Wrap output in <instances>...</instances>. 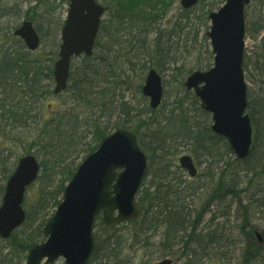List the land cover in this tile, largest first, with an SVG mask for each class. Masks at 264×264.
I'll use <instances>...</instances> for the list:
<instances>
[{
  "label": "trees",
  "instance_id": "obj_1",
  "mask_svg": "<svg viewBox=\"0 0 264 264\" xmlns=\"http://www.w3.org/2000/svg\"><path fill=\"white\" fill-rule=\"evenodd\" d=\"M139 1L143 4L146 1H157L159 4L166 2V0H112L111 4L114 9L101 23L93 55H83L73 59L70 82L66 91L70 92L75 104L82 106V110L68 116L42 118L43 124H41L42 127L34 143L41 146L38 148L39 155L43 158L40 165L41 170L43 168L46 171L43 174L40 173L36 183L31 186L38 188V191L34 192L30 209L26 207L29 201L28 197H25L26 219L22 226L15 229L9 238H0V264H12L13 261H16L14 264H22L28 252L44 240L43 227L52 215L46 212L52 204L57 206L60 203L67 182L79 166L75 159H68L66 154L73 142L81 137L79 135V129L83 126L81 116L85 120L100 121L99 114L104 116L108 113L114 114L116 108H120L124 117L122 118L119 114L118 120L109 127L98 126L99 129H96L94 135V145L86 144L88 146L85 145V148L80 151L84 153L83 158H85L97 149L107 134L115 129L130 128L136 131L139 134V142L148 155V171L139 191V201L143 212L135 222L117 227L104 225L99 215L95 221L96 246L87 264H122V251L127 240L132 237L133 242H138L142 234L153 233V230H157L162 224L165 227L162 231L161 245L167 247V251L162 252L163 256L174 255V245L184 242V237H189L193 242L197 241L203 245L202 247L212 246L213 249L216 246L223 247L221 245L223 241L229 240V236L220 232V225L217 228H211L205 234H196V230L191 229L194 227L195 212L185 202V196L182 194L187 190L186 183L174 169L176 155L180 152L181 144L191 145V151L197 160L204 158L210 162L215 161L218 163L217 167L223 163L226 164L227 158L234 155L228 140L212 132L211 116L202 109L195 94L184 90L187 94L193 95L194 104L198 105L194 108L184 107L186 102L182 97L176 99L174 106L170 109H167L166 105H161L157 109H152L150 106L142 109L132 108L128 102L123 101L122 90L126 82H118V79L125 73V64L122 63V59L126 55L123 54L125 48L118 36H123V30H126L123 27L124 22L128 16L133 15L135 10L139 9V4H137ZM155 6V4L150 5L152 9H155ZM34 9L26 12L28 18H34ZM106 10H110V5L106 7ZM139 10L138 12L142 13L144 18L155 14V10L148 11L147 8ZM189 11L191 10L186 12ZM260 18L261 21L256 28L250 29L247 16L246 31L253 39H257L264 31V16ZM56 23L59 35L63 20ZM36 29L38 32L41 31L38 20ZM20 43L18 51L3 48V53L0 55V176L3 179L0 181V204L6 182L17 163H11L9 160L7 152L10 151L11 137L8 135H12L20 127L26 129L31 119H37L39 114H32L33 104L31 102L36 95L42 97L44 94L42 91L45 88V86L38 85L40 79L38 80V73L34 70L37 62L29 57L30 51L26 49L21 39ZM257 55L256 66L263 76L261 82H264V36L261 51ZM244 63L245 69L248 67L247 55H245ZM159 68L163 67L159 65ZM47 70L48 72L44 74L46 79H53V68ZM141 87L140 84L138 89ZM255 94L254 91L248 89L247 113L253 127L251 154L243 162L236 160L235 165L242 166V171H238L233 165L236 171L230 178L231 180H226V173L219 178V188L225 190L226 196L239 197L244 191L238 188L240 177L238 172H264V93ZM194 104L192 102L190 105ZM145 116L147 118H144ZM26 154H32V149H28ZM46 175L50 178H58V182L54 185L53 182L48 183ZM148 177H150L149 182ZM182 185H184L183 189H181ZM257 193H262L261 199L264 198V189L255 190L251 197L255 198ZM248 221L245 218L243 224ZM138 222L140 232L136 231L131 236L127 235L126 233L129 232L127 228L129 229ZM255 231L256 229L249 228L245 230L248 250L244 253V264H259L258 260H262L264 240L253 243L252 238L256 236Z\"/></svg>",
  "mask_w": 264,
  "mask_h": 264
},
{
  "label": "rangeland",
  "instance_id": "obj_2",
  "mask_svg": "<svg viewBox=\"0 0 264 264\" xmlns=\"http://www.w3.org/2000/svg\"><path fill=\"white\" fill-rule=\"evenodd\" d=\"M111 1L100 0L106 7L110 5V10L106 11L104 18H107L114 9ZM224 1L203 0L190 9L189 12H186L187 10L182 7L181 0H166L164 4H159L157 1H146L144 4L141 1L137 2L139 9L155 10V14L150 16L151 19L150 17L144 18L143 14L138 12L140 11L138 9L135 10L133 15L128 16L126 20L124 19L123 27L126 30H123V36H118L125 48L123 54L126 55L122 59V63L125 64V73L118 79V82H126L122 90L123 101L128 102V105L132 108L142 109L149 106V98L142 94V87L148 70L155 68L163 78L164 98L162 106L166 105V108L170 109L174 106L175 100L180 97L184 98L186 102L184 107L194 108V106H198L194 104L193 95L190 94V96L184 91V82L189 72L197 69L205 70L213 64L211 44L207 36L211 26L208 14L210 11L221 7ZM151 4H155L156 8L152 9ZM33 9L35 16L30 19L27 17L26 12L28 13V10ZM67 10V0H0V55L3 53V48H9L10 50L12 48L13 51H18L21 46L20 38L16 37L13 31L24 20L33 21L35 26L38 20L41 25V31H39L41 45L37 50L30 51L29 57L37 62V67L35 66L34 70L38 73V80L40 79L38 85L45 86L42 91L44 94L42 97L36 95L31 102L33 104L32 114H39L37 119H31L26 129L20 127L12 135H8L11 140L10 151L7 153L11 163L17 162L30 148L32 154L36 155L41 162L43 158L38 152V148H41V146L36 145L34 140L42 127V120L61 115L68 116L79 113L80 109L82 110V106L73 102L70 92L65 90L61 94H55L53 92L54 78L46 79V75H44L48 72L47 69L54 67V63L58 59L56 53L59 51L60 34H57L58 25H56V22L65 19ZM31 15L33 14L31 13ZM247 16L250 29L256 28L261 21L260 17L264 16V0H253L246 10ZM35 17L36 20H34ZM263 34L264 31L257 39H253L246 33L245 40V55H247L248 61V67L244 69L245 78L248 89L254 91L255 95L264 93V82H261L263 76L256 66L257 54L261 51ZM159 65L164 69H160ZM140 84L142 87L138 89ZM192 102L194 105H190ZM114 112V114L108 113L105 116L99 114L100 121L85 120L81 116L80 119L83 125L79 129L81 137L75 140L68 149L66 154L68 159H75L77 164L83 161L84 153H81L80 150L85 148L86 144L94 145V135L96 129H99L98 126L109 127L118 120L119 114L122 118L124 117L120 108H116ZM144 118H147V116ZM179 149L180 152L176 155L174 169L178 171L179 176L186 183L187 190L182 194L185 196V202L195 212L193 215L196 216L195 219L193 217L194 227L191 229L196 230V234H205L211 228H217L220 225V232L229 236V240L223 241L224 243L221 244L223 247L216 246L213 249L212 246L209 248L202 247L203 245L197 243V241L193 242L189 237H184V242H178L174 245V255L163 256L162 252H166L167 247L161 245L162 231L165 227L162 224L157 230H153V233L146 232L142 234L138 242H133L132 237L129 238L122 251V264H158L166 257L171 258L173 264H244V253L248 250L246 242L248 239H246L245 230L248 228L251 230L256 229L255 232L260 233L264 240V206H262V204L264 205V198L261 199L263 192L261 194L257 193L255 198L251 197L255 190L264 189V172L240 173L242 166L235 165V155H230L227 158L228 165L223 163L217 167L218 163L215 161L210 162L204 158L200 161L197 160L195 154L191 151V145L181 144ZM185 154L193 156L195 160L199 169L196 177H190L186 170L178 166L179 158ZM233 165L240 171L238 172L240 174L238 188L244 189L239 197L226 196L225 190L219 188V178L222 175L224 176V173H226V180H231L230 178L233 177L232 175L236 171ZM45 171L42 168L41 174ZM2 180L0 176V181ZM46 180L50 184L53 182V185L58 182V178H50L49 175H46ZM149 180L150 177L147 181L149 182ZM183 188L184 185L181 189ZM37 191L38 188H29L26 195L29 201L26 206L27 209H30L34 192ZM56 207L52 204L46 213L52 214ZM245 218L249 221L243 224ZM139 229L140 224L138 222L130 226L129 229L127 228L129 232L126 234L131 236ZM252 239L253 243L258 242L257 235ZM261 258L262 260L259 259L258 262L264 264V251ZM14 262L16 261H13L12 264ZM22 264H25V261ZM55 264H63V261L60 260Z\"/></svg>",
  "mask_w": 264,
  "mask_h": 264
},
{
  "label": "water",
  "instance_id": "obj_3",
  "mask_svg": "<svg viewBox=\"0 0 264 264\" xmlns=\"http://www.w3.org/2000/svg\"><path fill=\"white\" fill-rule=\"evenodd\" d=\"M200 0H181L189 9ZM251 0H226L209 13L207 36L214 64L208 70H196L185 80L194 90L201 107L211 114L212 131L226 138L238 161L251 153L253 129L247 113V83L243 69L246 6ZM104 6L97 0H71L61 34L59 59L54 65L55 93L67 87L71 60L81 54L92 55ZM30 50H36L40 37L31 21H24L15 31ZM150 106L157 108L163 99L161 75L152 69L142 88ZM179 165L191 176L197 167L190 155H183ZM148 169L147 154L140 147L138 134L130 129H117L105 136L97 150L89 154L65 187L62 201L46 222L45 241L34 246L25 264H87L96 246L94 223L101 214L110 227L133 222L142 211L137 200ZM40 164L34 155L21 157L9 178L0 206V236L8 238L26 218L23 201L27 187L38 177ZM259 239L261 235L258 234ZM159 264H172L164 259Z\"/></svg>",
  "mask_w": 264,
  "mask_h": 264
},
{
  "label": "flooded vegetation",
  "instance_id": "obj_4",
  "mask_svg": "<svg viewBox=\"0 0 264 264\" xmlns=\"http://www.w3.org/2000/svg\"><path fill=\"white\" fill-rule=\"evenodd\" d=\"M103 4V3H102ZM104 5V4H103ZM105 6V5H104ZM106 7V6H105Z\"/></svg>",
  "mask_w": 264,
  "mask_h": 264
}]
</instances>
